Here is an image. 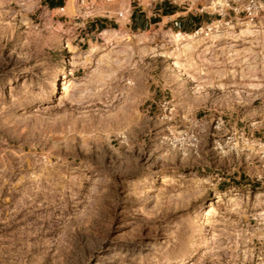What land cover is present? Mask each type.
<instances>
[{"label": "rangeland", "instance_id": "obj_1", "mask_svg": "<svg viewBox=\"0 0 264 264\" xmlns=\"http://www.w3.org/2000/svg\"><path fill=\"white\" fill-rule=\"evenodd\" d=\"M24 1L0 0V264H264V183L202 170L264 180V23L86 35L104 2Z\"/></svg>", "mask_w": 264, "mask_h": 264}, {"label": "crops", "instance_id": "obj_2", "mask_svg": "<svg viewBox=\"0 0 264 264\" xmlns=\"http://www.w3.org/2000/svg\"><path fill=\"white\" fill-rule=\"evenodd\" d=\"M16 1H21L22 4L26 3L24 0ZM71 1L39 0L40 6L51 12H62L66 8L73 12V8H78L79 3L78 0H75L74 5H71ZM186 1L181 4L178 0H124L121 5L104 2L98 9H105L107 12L112 11L114 14L97 15L96 19L87 21L84 23V26L79 27L81 28L80 32L86 33V35H93L96 31H101L102 29V32L99 34H103L104 31L116 28L121 23V19L116 15V13L118 14V9H123L125 12L126 17L124 21L127 20L129 14L131 15L129 24L131 30H143L153 25H161L163 28L168 27L170 30H178L181 34H189V32H194L199 27L213 20V14L209 10L200 12L202 2H195L191 9L187 6L188 2ZM94 11L84 13L88 17L93 15ZM61 15L66 20L69 17L68 12L62 13ZM202 170H205V175L208 179L216 181L215 185L217 189L222 192H228L232 189L251 191L254 188H259V185L264 183V180H261L260 176L254 178L255 175L249 173L246 169L240 170L237 167H220L214 161H206L202 166Z\"/></svg>", "mask_w": 264, "mask_h": 264}, {"label": "built area", "instance_id": "obj_3", "mask_svg": "<svg viewBox=\"0 0 264 264\" xmlns=\"http://www.w3.org/2000/svg\"><path fill=\"white\" fill-rule=\"evenodd\" d=\"M111 3L114 0H78L83 9H92L98 2ZM199 0H188L187 6L193 8V4ZM212 8V14H217L215 18L199 27L194 32L209 36L216 27L223 23L230 24L234 19L244 18L246 22L251 23L255 27H262L264 23V0H208L207 4H202L200 12H205ZM108 13V12H106ZM118 17H123V13L119 12ZM131 15L129 14L126 25L130 24ZM221 123L218 121L216 128H220ZM193 130L183 129L179 131L178 138L188 140L193 143Z\"/></svg>", "mask_w": 264, "mask_h": 264}, {"label": "bare ground", "instance_id": "obj_4", "mask_svg": "<svg viewBox=\"0 0 264 264\" xmlns=\"http://www.w3.org/2000/svg\"><path fill=\"white\" fill-rule=\"evenodd\" d=\"M143 1H149V0H143ZM74 3H75V0H72L71 1V5H74ZM80 5V4H79ZM98 5V3L96 4V6ZM96 6H94V8L96 7ZM94 8H92V9H88V10H93ZM120 12H122L123 13V17H120V18H122V21H124L125 20V17H126V14H125V12L123 11V9H122V11H120ZM127 21V20H126ZM108 32V30L107 31H104V33H107ZM194 34H198V33H194ZM183 35H188V36H194V35H192V34H187V33H184ZM176 64V66H178V64H177V62L175 63ZM175 64H173V65H175ZM65 89H67V85L65 84V87H64Z\"/></svg>", "mask_w": 264, "mask_h": 264}]
</instances>
